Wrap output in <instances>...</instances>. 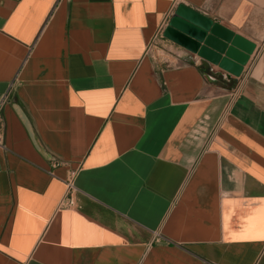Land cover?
Masks as SVG:
<instances>
[{
    "label": "crops",
    "instance_id": "obj_1",
    "mask_svg": "<svg viewBox=\"0 0 264 264\" xmlns=\"http://www.w3.org/2000/svg\"><path fill=\"white\" fill-rule=\"evenodd\" d=\"M0 118V264H264V0H0Z\"/></svg>",
    "mask_w": 264,
    "mask_h": 264
},
{
    "label": "water",
    "instance_id": "obj_2",
    "mask_svg": "<svg viewBox=\"0 0 264 264\" xmlns=\"http://www.w3.org/2000/svg\"><path fill=\"white\" fill-rule=\"evenodd\" d=\"M164 37L210 63L219 64L222 69L234 74L239 70L231 66L223 55H233V47L229 48V44L240 46L242 40L232 37L196 10L184 5L178 7L164 31Z\"/></svg>",
    "mask_w": 264,
    "mask_h": 264
},
{
    "label": "built area",
    "instance_id": "obj_3",
    "mask_svg": "<svg viewBox=\"0 0 264 264\" xmlns=\"http://www.w3.org/2000/svg\"><path fill=\"white\" fill-rule=\"evenodd\" d=\"M163 31L162 29L159 31L158 35L153 39V41L148 45L146 52L149 54L153 52L156 48L157 41L160 38H163ZM3 143V121L0 118V145ZM77 176L76 171H72L68 177V180L66 182V193L62 200L60 201V208L63 209H70V208H75L77 206V203L74 198V194L76 192V188L74 186V181Z\"/></svg>",
    "mask_w": 264,
    "mask_h": 264
}]
</instances>
